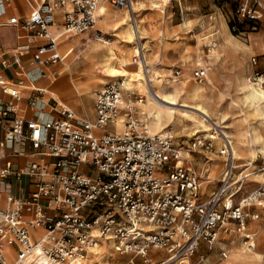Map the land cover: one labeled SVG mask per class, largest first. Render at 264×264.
Instances as JSON below:
<instances>
[{
	"label": "built area",
	"instance_id": "2783aa9c",
	"mask_svg": "<svg viewBox=\"0 0 264 264\" xmlns=\"http://www.w3.org/2000/svg\"><path fill=\"white\" fill-rule=\"evenodd\" d=\"M103 1L27 0L29 16H12L0 23L16 27L18 37L25 38L11 54L0 56L2 65L18 68L14 83L0 85V94L9 96L0 95V149L31 157L22 167L5 165L0 181L27 174L33 187L22 196H8L0 208V264H88L89 249L102 239L144 262L153 250L161 251L165 258L156 264H208L209 252L231 235L240 237L245 250H255L257 232L251 231L248 220H257L260 213L246 208L264 205V179L237 202L249 172L236 174L233 140L223 127L189 140H180L170 130L153 133L140 117L145 97L125 95L128 90L122 79L110 80L96 91L93 120L47 98V88L36 85L43 78L60 75L58 65L64 64L60 41L92 31ZM110 1L130 11L138 48L132 61L144 65L148 74L131 0ZM171 1L184 14L185 0ZM5 5L6 0H0V15H5ZM236 8L239 18L263 21L264 0H243ZM94 30L101 39L98 29ZM259 57L264 60V51L252 56L253 64L257 65ZM208 71L200 66L194 76L203 81ZM248 80L264 91V68H255ZM20 98L36 111L35 116L20 113ZM111 123L114 128L104 130ZM215 135L222 140L219 148ZM197 151L225 156L223 178L208 196L190 157ZM262 169L264 173V165ZM35 230L42 233L36 237ZM10 247H14L12 258L7 253ZM220 254L227 257L228 249L222 246Z\"/></svg>",
	"mask_w": 264,
	"mask_h": 264
},
{
	"label": "rangeland",
	"instance_id": "374dc122",
	"mask_svg": "<svg viewBox=\"0 0 264 264\" xmlns=\"http://www.w3.org/2000/svg\"><path fill=\"white\" fill-rule=\"evenodd\" d=\"M135 1L138 3L134 10L142 32V42L146 44L145 61L152 69L150 73L156 78V81H152L155 89L163 94L172 92L179 104L183 101L189 105L201 102L210 113V117H204L207 118V125L212 129L197 134H214V129L222 128L224 125L222 129L232 137L235 151L239 156L235 161L236 174L249 171L253 173L250 179L247 178L242 191L236 197L238 202L262 182V177H255V174L262 172L264 165V101L260 106L258 102L253 101L248 95L247 86L253 84L248 80L253 70L257 67L264 68V60L261 57L257 60V65L251 61L253 55H260L264 51V17L263 21L256 22L239 18L236 15V7L243 0H185L184 14L171 0L163 1L164 3L158 0ZM104 3L114 12L113 15H102L97 9L98 18L92 31L80 32L73 38L65 39L61 44L66 68L54 81L64 78L69 86L74 87L76 83L80 88L70 99L61 93L63 85L56 89V94L52 91L58 100L60 97V102H77L79 106L70 104L88 118H93L94 115L96 91L103 88L110 80L121 78H109L107 71L116 67L131 72L136 71L138 66L132 61L135 35L132 42L123 43L120 40L124 23L126 20L131 22L130 11L127 7H115L110 0H105ZM211 16L213 18L210 19ZM94 29L100 30L101 39L96 38ZM1 33L6 38V33ZM74 41L76 42L72 48L68 47V43ZM203 65L211 68L208 71V79L197 81L194 71ZM178 71L180 74L177 73ZM189 86L192 89L201 87L202 93L199 98L183 92L186 90L185 87ZM253 86L263 93L256 84ZM129 87L130 90L135 91V95L130 94L131 99L138 93L144 95L145 101L140 105V117L151 126L154 118L144 107L149 103L147 85ZM80 93L83 95H79ZM128 93L125 91V95ZM84 95L89 101L83 100L82 103ZM183 108L191 116L184 115L175 119L164 117L159 122L161 126L154 127L155 131L152 132L170 130L180 140L193 138L195 136L193 116L202 114L199 115V112L190 107ZM114 126L111 123L104 130H111ZM217 141L215 144L219 148L222 140L220 139V143ZM242 142H245L244 148L238 145ZM190 157L193 159L195 170L202 177L201 180L209 179L202 184L204 196H208L217 189L223 178L226 168L225 157L217 151L214 153L197 151ZM263 206L256 204L246 208L251 212H261L257 220H248L251 231L257 232L255 237L257 252L245 250L240 237L231 235L225 239L226 243L219 244L209 252L208 264H264ZM106 243L107 249L103 250L101 256L105 264H156L155 261L165 258V255L156 251L149 256L148 262H144L142 257H134L133 254L118 251L109 242ZM222 246L228 249L227 257L220 254ZM240 253L242 258L239 260L237 258ZM256 253L262 255L257 256ZM193 259L197 260L198 255ZM92 261L89 263L93 264Z\"/></svg>",
	"mask_w": 264,
	"mask_h": 264
},
{
	"label": "bare ground",
	"instance_id": "6f19581e",
	"mask_svg": "<svg viewBox=\"0 0 264 264\" xmlns=\"http://www.w3.org/2000/svg\"><path fill=\"white\" fill-rule=\"evenodd\" d=\"M37 1H40V0H37ZM104 1L98 6V8H97L98 11H100V13L102 15H107V16L108 15H110V16L113 15L114 12L110 11L109 6L106 5L104 3ZM158 2H160V1L158 0ZM160 3H164V2L162 1ZM136 4H138V3H136L135 0H131V6H132L133 10H134ZM130 18H131V14H130ZM124 24H125V26L123 25V27L121 28L122 30H121V33H120V40L123 43H126L127 41L132 42L133 35H135V29L133 28L132 23L128 22V20H126V22ZM5 27H8V26H5ZM138 27L140 28V25ZM140 30H141V28H140ZM65 39H69L68 36H64L62 38V41H64ZM75 42L76 41H74L73 43L72 42L68 43V47L72 48V46H73V44ZM143 46H144V54H145L146 44L143 43ZM137 50H138L137 46L133 45V52L135 53V52H137ZM144 57H145V55H144ZM147 67L149 69L148 74H146V71L144 69V65H138L136 71H131V72L127 71L125 69H119V68H116V67L112 68L109 71H107V76L109 78L121 77L120 79H122L124 81L128 92H131V93H135V91L130 90L131 87H129V86H131V85H133V86L134 85L143 86L144 84L147 85L149 103H146V105H144V107H145L146 110L149 111L150 115L154 118L153 122L151 123V126H149L151 132L155 131L154 127H160L161 126V125L159 126V122H160L161 119H164V117H169V118L175 119L176 117H179V116L182 117L184 115H189L188 112L183 107H190V108L194 109L195 111L199 112V115L202 114L200 116H198V115L193 116V119H194L193 126L195 128V132H194L193 135H196L197 133H199L201 131H206V130H211L212 129V127H209L207 125V122H206L207 118H205V117H210V113H209V111L206 109V107L201 102L200 103H196L194 105H189L186 101H183L182 104H179L177 99H175L174 94L172 92H165L163 94V93L159 92L158 90H156L154 85H153V91H152L151 88L149 87L148 80L150 79L151 82H152V81H156V78H155V76H153V74L150 73V71L152 69L149 67L148 64H147ZM204 67H207L209 70L211 69L208 66H204ZM64 68H66L65 63H64L63 69ZM62 72H63V70H62ZM142 73L144 75L143 77H142ZM208 75L209 74H207V77H206L207 79H208ZM113 80H115V79H113ZM142 80H144L145 83L142 82ZM152 84H153V82H152ZM73 88H76L78 90L80 88V86L78 84L74 83V87ZM185 89L186 90H184L183 92L187 93V95L193 96V97H198L199 98L201 93H202L201 92L202 91L201 87L192 89V87L189 86V87H185ZM247 89H248L249 97H251L253 101L258 102V104L260 106L261 103L264 101V97H263L264 91L262 93L261 91L257 90L253 86V84H252V86L249 84L247 86ZM51 91H53L56 94V90H51ZM79 95H83V93H80ZM59 100H60V97H59ZM61 103H63V101H61ZM63 104H66V103H63ZM140 105H143V102H141ZM189 116H191V114ZM117 125H118V130H120L122 128V119H120L118 121ZM222 127L224 128V125H222ZM161 132H164V131H161ZM153 133H159V132H153ZM260 137H258V138H260ZM215 138L220 143L221 137L219 138L218 136L215 135ZM238 145L240 147L244 148L245 147V142H242V143H240ZM233 149H234V152L236 153V157H239L237 155V152L235 151L234 142H233ZM222 156H224V155H222ZM236 168H237V166H236ZM252 174L253 173L249 171V173H248V175H249L248 178L249 179H250V176ZM257 176L258 177L259 176L262 177L261 181H263V179H264L263 171L256 173L255 177H257ZM208 181H209V179L205 178L203 182H208ZM103 242H104V244H101ZM106 242H109L111 245H113L115 247V244L112 241H108L106 239H102L98 244H96V247H94L92 249H89V254L87 256V263L88 264H90L89 262L92 261V258L94 259L93 260L94 262L92 261L93 264H105L101 260V256L103 254L102 253L103 250L107 249L108 245H107ZM116 250H118V249L116 248ZM256 255L258 256V255H262V254L256 253ZM241 258H242V253H240V255H238L237 259L240 260Z\"/></svg>",
	"mask_w": 264,
	"mask_h": 264
},
{
	"label": "crops",
	"instance_id": "0c3cea01",
	"mask_svg": "<svg viewBox=\"0 0 264 264\" xmlns=\"http://www.w3.org/2000/svg\"><path fill=\"white\" fill-rule=\"evenodd\" d=\"M5 6H6V13H5V15H0V23L7 21V19L9 17H12V16L25 18V17L29 16V14H30L29 13L30 12V6H29L27 0H6ZM58 21H60V20L58 19ZM5 26H8V27H5ZM57 27H58V24L54 25L53 30L57 31ZM98 31H100V30L98 29ZM1 32L6 33V35H7L6 38L4 35H2ZM18 36H19V31L16 27L9 26V25L0 26V56L3 52L8 53V55L11 54L12 48L15 47L19 43L20 40L25 39V38L20 39ZM68 38H73V37H68ZM82 38L83 37H81V40H83ZM62 42H64V41H62V40L60 41V48H61ZM67 54H69V53L67 52ZM63 60H64V57H63ZM58 66H59V69L62 73L64 64H59ZM61 73L58 77L61 76ZM17 74H18V68L17 67H15V66L5 67L4 65H2L1 59H0V85L5 84V83H10V84L14 83L18 78ZM28 84H29V82L26 81L27 88H30L31 85H28ZM36 85L47 88L48 94H46V97L47 98L52 97L53 99H55V101L56 100L58 101V98L53 95V92L51 90H56L59 87H61V85H63V89H62L61 93H63L65 95V97H67L69 99L71 96H74L76 91H77L76 88L69 86L64 78H62L56 82L54 81V79L43 78V79L39 80ZM0 95L2 96L3 99L9 98V96L7 94L1 93ZM83 100H87L86 96L84 99H82V101H81L82 103H83ZM17 101H18V103L21 104V111H20L21 114H26L28 116H35L36 115V111L33 108L28 107L27 103H25L26 102L25 98H20ZM87 101H89V100H87ZM63 103H66L67 106H69L70 108L75 110L78 115L84 116V115H81L72 106V105L77 106L78 105L77 102L66 101ZM93 109H94L93 118H88L86 116H84V117L91 119V120L95 119V117H96L95 98H94ZM0 134H1V132H0ZM28 152H31V146H28ZM30 160H31V157L29 156V153L24 154L22 156H13V155H11L10 150L0 149V170L7 164L14 165V167H22V165L28 164ZM31 181H32V177H30L27 174H23L21 179L17 178L16 176H11L9 178V181L1 180L0 181V208L5 207L8 196H10V195L22 196L24 192H28L29 190H31L33 188L32 185L30 184ZM258 212L261 215V212L260 211H258ZM26 217L28 218L29 216H26ZM40 233H42V230L33 231V234L36 237ZM13 251H14V247H10L7 249V253L10 256V258H12L11 253ZM156 251L157 250H153L151 252V254H155ZM158 252L162 253L161 255H164L163 252H161V251H158ZM260 253H262V251ZM263 256H264V253H263ZM209 257H210V253L208 254V258Z\"/></svg>",
	"mask_w": 264,
	"mask_h": 264
}]
</instances>
